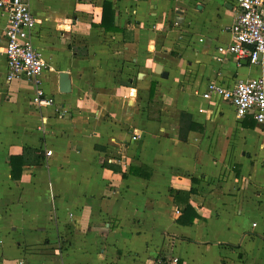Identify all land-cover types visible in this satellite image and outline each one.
<instances>
[{"label":"crops","instance_id":"0c3cea01","mask_svg":"<svg viewBox=\"0 0 264 264\" xmlns=\"http://www.w3.org/2000/svg\"><path fill=\"white\" fill-rule=\"evenodd\" d=\"M27 2L46 64L36 80L6 82L0 10V264H264V132L203 98L210 84L264 79L218 51L234 0ZM37 91L52 105L33 104ZM22 148L42 156L13 180ZM179 190L191 191V226L176 222Z\"/></svg>","mask_w":264,"mask_h":264},{"label":"built area","instance_id":"2783aa9c","mask_svg":"<svg viewBox=\"0 0 264 264\" xmlns=\"http://www.w3.org/2000/svg\"><path fill=\"white\" fill-rule=\"evenodd\" d=\"M0 10L7 15L4 48L6 82L22 77L36 80L43 73L46 64L31 43L35 20L27 0H0ZM230 35L231 44L218 51L231 54L237 60L247 58L252 66L264 71V0H234ZM212 94L229 102L237 118L251 114L264 132L263 78L238 81L230 90L210 84L203 98L208 99ZM33 104L38 108L51 106L52 100L46 98L43 92L37 91ZM49 155L50 152H47L46 156Z\"/></svg>","mask_w":264,"mask_h":264},{"label":"trees","instance_id":"16d2710c","mask_svg":"<svg viewBox=\"0 0 264 264\" xmlns=\"http://www.w3.org/2000/svg\"><path fill=\"white\" fill-rule=\"evenodd\" d=\"M102 20L100 25L105 29L108 30V27L106 25V22L113 19L114 11L111 8V4L109 2H105L103 4L102 8ZM112 31H115V28H109ZM153 85L150 87L149 91V97H152L153 95ZM185 128V130H184ZM194 126L192 124H187L186 127H183L181 125V128L179 130V138L181 140L185 139V135L188 131L193 130ZM42 154L39 151L32 150L30 148H22L19 150V152L15 155L9 156V162L11 166V173L10 177L13 180H16L20 177L22 167L24 165H31L34 163H37L39 159L41 158ZM128 174L136 177H140L143 179H148L151 176V170L145 166L140 167H129ZM127 174H124L123 176H126ZM191 191L184 192V191H176L175 192V198L174 201L177 203V205L182 206L181 209V215L177 219V224L182 226H191L193 224V221L198 217V214L195 212L194 208L191 206V204L188 201V193Z\"/></svg>","mask_w":264,"mask_h":264},{"label":"water","instance_id":"95a60500","mask_svg":"<svg viewBox=\"0 0 264 264\" xmlns=\"http://www.w3.org/2000/svg\"><path fill=\"white\" fill-rule=\"evenodd\" d=\"M59 90L62 93H68L70 91V80H69V74L67 72H61L59 73Z\"/></svg>","mask_w":264,"mask_h":264}]
</instances>
